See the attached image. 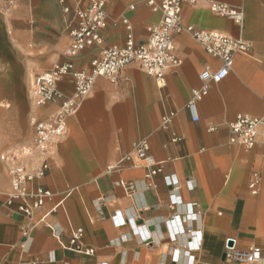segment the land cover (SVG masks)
Wrapping results in <instances>:
<instances>
[{
  "label": "crops",
  "instance_id": "1",
  "mask_svg": "<svg viewBox=\"0 0 264 264\" xmlns=\"http://www.w3.org/2000/svg\"><path fill=\"white\" fill-rule=\"evenodd\" d=\"M217 1L242 9L240 26L212 12L206 1L185 2L182 25L241 36L250 50L235 54L228 75L210 83L197 103V121L190 118L187 100L192 88L200 86L199 73L205 67L217 70L221 61L185 31L173 33L181 63L166 70L162 84L132 61L114 82L97 77L78 111L66 118L65 134L51 141L50 167L35 181L52 195L34 216L60 202L45 218L59 239L46 225L25 238L22 228L28 218L15 212V205L4 204L15 162L0 159V264L35 259L38 264H238L224 257L227 238L240 249L260 247L264 256V146L246 148L229 141V124L236 116L264 114V0ZM90 2L0 0V155L31 147V119H49L59 108V101L34 104L29 85L36 74L65 61L87 70L103 48L123 45L128 34L136 44L144 42L161 18L146 0H108L103 42L69 57L66 23L76 7ZM57 89L72 95L71 77L60 79ZM169 112L174 113L164 127L161 117ZM140 139L148 141L149 154L161 164V171L150 177L133 154ZM126 154L130 158L118 164ZM17 161L29 171L40 163L36 155L22 154ZM252 173L260 178L257 194L248 187ZM171 175L177 188L165 182ZM119 180L133 182L135 191L127 194L116 185ZM171 193L178 199L172 207ZM117 210L125 223L116 225L112 216ZM75 228L82 229L78 242L92 248L93 255L65 247Z\"/></svg>",
  "mask_w": 264,
  "mask_h": 264
},
{
  "label": "built area",
  "instance_id": "2",
  "mask_svg": "<svg viewBox=\"0 0 264 264\" xmlns=\"http://www.w3.org/2000/svg\"><path fill=\"white\" fill-rule=\"evenodd\" d=\"M107 1L91 0L87 6L76 7L73 18L66 23V28L71 36L70 43L65 50L66 55L69 57L76 56L84 48L103 42L100 31L108 23V15L105 10ZM201 1H206L212 12L231 19L238 26L243 22L244 12L240 7L217 0H146L147 6L152 11H159L161 18L150 27L149 34L144 42L136 44L132 34H128L123 45L113 44L103 48L101 55L90 61L87 70H77L71 61H65L55 64L50 69L33 77L29 90L34 104L42 106L48 102L59 101V108L55 115L49 119H31L32 126H34L33 145L31 147L22 148L20 154L0 155L1 160L8 159L15 162L10 169L12 189L6 194L4 204L8 208L15 205L14 211L28 218V223L22 228V233L26 239L31 235V231L39 225H46L51 229L54 236L60 238V234L45 222L46 215L54 211L60 205V202L41 217L34 216L35 210L43 206L46 199L52 195L49 189L40 184H35V181L43 178L50 167L51 141L65 134L67 129L66 118L78 111L81 99L92 91V86L97 77L105 76L114 82L127 64L136 61L147 75L154 76L162 84L166 70L181 63L180 59L174 54L173 33L188 32L202 45L203 49L221 61V65L217 70L205 67L199 73L200 86L191 90L186 108L191 120L197 121L199 119L197 103L208 93L210 83H218L228 75L232 69L235 54L249 52L250 45L241 36L235 38L223 32L197 30L191 25H182V5L185 2L195 4ZM63 11L68 12L69 8L64 6ZM122 21L127 24L126 18ZM127 29L130 30L128 25ZM66 76L71 77L73 81L74 91L70 96H64L61 90L57 89V83ZM173 113L169 112L162 115V126H168ZM262 127H264V114L260 117L238 115L234 122L229 124V141L232 144L246 148H251L257 144L264 146V132H260ZM172 139L178 140L179 138L174 136ZM134 153L142 159L147 167V177L161 171L160 162H157L149 154V143L146 139L135 142ZM22 154L24 156L36 155L40 162L38 167L33 171H29L22 162L17 161ZM129 158L130 154L122 156L118 164ZM116 166L117 164L114 167ZM252 175L248 187L251 193L257 194V185L260 178L257 173H252ZM165 182L172 189L178 187L174 175L165 176ZM116 185H120L127 194H132L136 189L133 182L119 180ZM177 201L176 195L171 193L169 206L172 207ZM112 217L116 225L123 224L126 221L119 210L113 213ZM70 234V244L65 246L67 249L86 256L94 254L95 251L92 248H86L78 242L83 234L81 228L71 229ZM223 248L224 257L238 264H264V256H262L260 247L249 246L240 249L236 246L235 239L227 238ZM28 264H38V261L35 259Z\"/></svg>",
  "mask_w": 264,
  "mask_h": 264
}]
</instances>
